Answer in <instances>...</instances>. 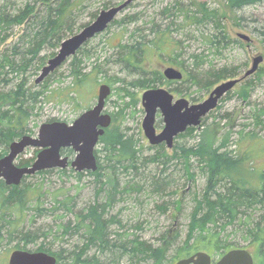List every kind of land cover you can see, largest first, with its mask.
<instances>
[{
    "label": "trees",
    "instance_id": "16d2710c",
    "mask_svg": "<svg viewBox=\"0 0 264 264\" xmlns=\"http://www.w3.org/2000/svg\"><path fill=\"white\" fill-rule=\"evenodd\" d=\"M24 1L14 0L10 5L7 1L0 5V158L9 152L10 144L14 140L30 132L33 134L28 124L37 112L40 97L48 98L47 90L51 91V97L56 96L55 98L61 101L69 100L74 102V105H79L80 97L87 92L86 88L94 85L92 78L96 80V77L91 75L92 71H86V65H82L84 59L90 57V49H88L91 44L90 40L71 58V83L55 89L47 87L49 77L38 85L32 83L34 76L39 75L45 64L47 55L42 54L52 51L50 55H56L63 40L73 35L82 25L84 27L89 24V22L81 24L80 18L91 8V0ZM184 1L173 0L165 8L164 14L169 16L173 14L174 18L176 16L182 18L186 24L201 25L203 23L202 26L206 28L202 31L203 37L210 48L220 51L225 50L231 44L245 46L248 43L241 38H232L229 35L226 26L222 24L224 17L221 16L218 8L211 7L206 1L190 0L187 4ZM262 1L264 0H224L233 12ZM111 5L113 6L111 0L103 3L105 8H110ZM178 10L182 12L176 14ZM96 17L97 12L91 13L92 19ZM235 18L242 20L243 17ZM123 21L125 18L121 21L115 20L110 26ZM23 24L21 34H16V28ZM170 24L175 25V20ZM209 24L211 26L208 29ZM167 29L171 30V27ZM256 31L264 37V29H255L254 32ZM165 32L162 30V36L152 37L154 39L148 36L152 39L148 41L147 36L143 35L131 36L129 40H126L127 42H124L125 39L122 38L117 45L116 59L110 64L117 67L120 65L126 78L128 76H135V78L133 81H127L116 77L107 82L112 88V93L116 90L122 104L115 103V110L110 112L113 122L99 140L95 151L98 168L96 171H76L70 168V171L76 174L78 181H82L85 176L94 177L96 197L86 202L85 207L78 212L75 208V221L70 220L61 225L56 235H61V237L80 235V244L69 251L67 249L55 251L46 244L36 249L29 248L42 236L47 237L50 234L40 229L31 231L21 227L27 216V209L33 206L36 198L38 200L41 198L42 193L33 197L30 188L26 186V178L33 175L25 176L19 185H7L5 180L0 178V219L13 228L12 230L6 228V231L10 241L14 239L18 241L14 249L46 251L58 258L57 264H104L103 260L109 261L110 264H120L124 258L131 261H153L154 264H163L170 243L166 246L154 247L149 242L140 239L137 234L114 230V227L124 228V224L119 214H112L111 210L134 191L164 197L166 193H169L170 188L177 189L175 187L179 185V179L169 171L172 163L177 160L182 166L179 172L183 174V179L195 180L197 173H194L192 169L197 164L198 176L206 181L205 186L201 187L202 189H199L197 194L195 192L186 240L168 264H175L179 259L197 251L214 249L215 253L212 255L221 256L232 248H248L250 245L257 246L255 264H264V169L254 168L250 157L252 149L246 151L244 155L234 153L229 149L228 134L220 142H218L219 137L211 142L206 140L204 129L200 133L202 134L200 141L195 145L186 147L176 140L174 149L172 148L173 154L169 153L165 144L153 145L157 153L150 157H143L136 137L129 135L117 124L119 119L126 114L127 109L134 108L136 111L138 105L141 104L136 88L148 89L164 84L171 87L176 84L170 89L180 95L184 93L185 86L191 88L192 85H197L202 91L208 93L223 80L242 77L247 70L240 66L205 67V61L198 55L195 56L198 62L191 70L184 67L183 62L171 58L174 61L172 63L180 67L183 78L168 80L163 71L155 68L148 70L144 64L164 54L163 44L171 38L164 36ZM13 36H16L12 39L13 41L8 42ZM262 41L264 42V39ZM176 45L174 52L178 50L179 42H176ZM96 71L101 73V67ZM262 78H264V66L260 65L254 74L242 78L241 91L237 94L241 98H249L251 90L256 86L251 79L262 80ZM117 82H122L125 86L115 87ZM93 93L94 89L90 88L87 93L90 99L93 98ZM229 96L231 92H228L223 99ZM127 98L129 102L126 101ZM193 100L196 101L197 97H193ZM256 114V116L252 115L255 124L264 126V107L257 110ZM207 116L202 120V125H206ZM199 128L190 127L178 138L194 137ZM227 132L231 136V130ZM63 153L73 155L74 151L72 148H67L63 150ZM192 158H195V161L192 162ZM32 160L33 158L21 161L19 165H29ZM247 161L250 166L244 167ZM150 166L153 168L150 169ZM66 169H60L59 172L64 174ZM44 171L38 174H43ZM120 173L128 177H122L121 180ZM251 176L255 178L250 179ZM163 204L157 206L166 211L167 204ZM54 205L56 207L51 210L53 213L63 209L73 212L75 207L73 198L67 201L56 200ZM36 211L37 216H44L49 210L39 205ZM258 213L261 214L258 215ZM230 227L239 229L245 240L234 242L229 240V234L223 235L222 233ZM231 232L235 234V231ZM2 236L0 232V238ZM244 243L247 245L242 246ZM89 250H95L93 257L83 258Z\"/></svg>",
    "mask_w": 264,
    "mask_h": 264
},
{
    "label": "rangeland",
    "instance_id": "374dc122",
    "mask_svg": "<svg viewBox=\"0 0 264 264\" xmlns=\"http://www.w3.org/2000/svg\"><path fill=\"white\" fill-rule=\"evenodd\" d=\"M11 4L14 0H0V5L5 2ZM20 1V0H16ZM25 2L24 0H22ZM109 0H91V8L87 10L80 18L81 24H87L93 22L96 18H91V13L97 12V16L103 9V3ZM114 5H118L125 0H111ZM206 1L211 7L219 9V12L224 19L222 24L226 26V30L232 38H238V33H246L253 38V41L241 46L239 44H231L225 50L216 51L214 48H210L209 44L205 42L203 37V30H206L205 26L192 25L191 23H184L182 18L177 16L174 18L173 14L170 16L164 14L165 8L173 2V0H133V2L122 11L116 20L121 21L125 18V21L116 23L110 26L106 31L97 35L91 40L90 57L84 59L82 65H86V71L91 72L93 86L86 88V93L83 97H80V104H73L72 101H61L59 98L51 97V91L47 90L46 95L40 97V102L37 105L36 114L29 121L28 126L33 130V134L37 135L41 124L45 122L54 121H66L68 123L73 122L82 112L91 108L96 104L99 86L102 83H107L109 79H115L116 77L126 79L127 81H133L135 76H128L126 78L125 72L120 68V65L112 66L113 60L116 59V53L118 51L117 45L122 38L129 40L131 36H147V41L152 40V37L162 36V30H165L164 36H168L169 40H166L163 44L165 49L164 54L159 58H153V60L144 63L148 70L160 69L164 70L166 66L178 65L173 64L171 58H176L177 61L183 62L184 67L192 70L198 59L195 56H200V59L205 61V67H216L221 68L223 66H240L244 67V70L251 67L253 58L259 54L264 56V39L263 35H260L258 31L254 32L255 29H264V1L255 3L253 5L245 6L239 10L231 11L224 0H197ZM190 0H185L184 3H189ZM112 6V5H111ZM193 9V8H191ZM194 10V9H193ZM182 11L175 12L176 14ZM235 17L242 18L237 20ZM175 20L176 24L172 25V21ZM239 21V22H238ZM80 22V21H79ZM88 25V24H87ZM86 26V25H85ZM84 26V27H85ZM171 30H168V27ZM207 26V25H206ZM211 24L208 25V29ZM83 25L75 33L79 32L84 28ZM23 26L16 28V34H21ZM152 28V29H151ZM151 29V31H150ZM158 31V32H157ZM149 32L151 34H149ZM74 33V34H75ZM148 36H150V39ZM13 36L8 42L13 41ZM15 40V39H14ZM176 42H179L178 50L174 52L177 47ZM5 46V44L3 45ZM166 46V47H165ZM52 51H46L42 55H47L45 64L48 60L53 57L50 55ZM58 52V50H57ZM71 61L69 59L61 67L57 69L53 74L49 76L48 85L49 89H55L57 87H63L71 83L72 77H70ZM44 64V65H45ZM43 65V66H44ZM264 66V60L261 63ZM42 66V67H43ZM101 67L102 72L98 73L96 70ZM42 69V68H41ZM41 72V70H40ZM98 73V74H97ZM40 74V73H39ZM239 77V76H238ZM36 76L32 81L35 83ZM252 83L256 86L251 91L249 98H241L237 92L241 91L242 83H238L230 92L231 96L221 99L217 108L207 116L206 125L200 126L199 130L196 131V136H186L183 138H177L176 140L186 147L195 145L200 141L201 135L205 131V138L207 141H214L215 138L219 137L220 142L222 138L229 135V149L233 150L234 153L244 155L246 151L252 149L250 157L252 158V164L256 170L264 169V126H258L254 122L253 114L256 111L264 107V78L262 80L251 79ZM225 81V80H223ZM222 81V82H223ZM257 82V83H256ZM221 83V82H220ZM218 83V84H220ZM217 84V85H218ZM125 86L122 82H117L115 87ZM165 88H174L176 84L169 87L168 84L159 85ZM158 86V87H159ZM216 85L213 87L215 88ZM41 89V87H38ZM90 88L94 89L90 99V95H87ZM9 89V88H8ZM38 89V90H39ZM60 89V88H58ZM134 89V88H133ZM145 88L138 89L136 91L141 101L142 95L145 92ZM184 93L176 94L172 91L176 97H186L192 103H199L207 99L211 93L202 91L199 86L192 85L191 88L184 87ZM84 92V91H83ZM189 94H192L191 96ZM89 97V98H88ZM193 97H197L194 101ZM84 100V101H83ZM127 102L130 100L127 98ZM115 103H121L116 90L111 94L110 99L106 103V112L110 113L115 110ZM84 104V105H82ZM83 106V107H82ZM145 117V110L142 103L138 105L136 111L134 108L127 109L126 114L119 119L117 124L121 126L129 135H134L139 141V147L142 149L143 157H150L157 153L155 146L151 145L148 138L142 128V122ZM164 123L158 115L156 128L158 132L162 130ZM246 128V129H245ZM231 130V136L227 130ZM242 130V133H241ZM254 133V134H253ZM175 140V143H176ZM170 154L174 153V148H168ZM36 148H28L22 155L17 159V163L21 161H27L31 158L33 160L29 162V165L34 162L37 157ZM69 156V155H68ZM73 156V155H72ZM74 157V156H73ZM192 162L195 158H192ZM154 166V164H152ZM150 166V169L153 168ZM250 166L248 161L244 164V167ZM181 163L174 161L170 167V172H173V176H176L179 182L177 189L170 188L169 193H166L164 197H158L153 194L145 192H133L129 194L124 201L119 202L114 208H112V214H119L123 221L124 228L114 227L116 231L127 232L130 234L139 235L140 239L149 242L154 247L168 245L170 248L166 254V260L163 264H168L170 259L177 255V251L180 246H183L187 233L188 224L190 222V214L193 209L194 195L197 194L201 187L205 186V179L201 178L198 171V165L195 164V168L192 169L195 174V180L183 179L181 171ZM45 170L43 174L36 173L33 176L26 178V186L30 188L33 197L41 194V198L33 202V206L27 209V216L23 224H21L24 230H41L50 234L47 237L42 236L36 243L31 244L29 248L36 249L42 244H46L52 250L60 251L61 249L73 250L79 242L80 235H61L56 236L57 230L60 226L68 221H75V208L78 212L81 208L85 207V203L93 200L96 196L95 193V181L93 176H85L82 181H78L75 173L70 171V168L66 169V173L62 174L59 172L60 169ZM179 172V173H178ZM122 173V172H121ZM120 173V178L128 177L125 174ZM175 174V175H174ZM249 176V175H248ZM250 178V177H249ZM255 177L250 179H254ZM253 182V181H252ZM257 185L256 183H254ZM174 194V195H173ZM74 199L75 207L73 212L66 210H59L53 213L51 210L56 207L54 202L56 200ZM172 200V201H171ZM171 201V202H170ZM167 204L166 211L158 208L157 205L163 203ZM177 202L179 203L177 205ZM164 203V204H165ZM163 204V205H164ZM41 205L42 208L49 210L44 216H37V206ZM261 213H258L260 215ZM8 223L0 219V232L2 237L0 238V264H9V258L17 244V239L10 241L8 238L7 229L11 228ZM7 228V229H6ZM62 229V227H61ZM231 231H235V234ZM223 235H230L229 240L234 242H243L245 239L241 236V231L234 227H230L228 230L222 233ZM233 234V235H232ZM177 235V236H176ZM179 235V236H178ZM232 235V236H231ZM166 236V237H165ZM168 243V244H167ZM247 245L244 243L242 246ZM256 245L248 246V249L255 255ZM181 248V247H180ZM213 250V251H212ZM207 251L209 253H215L214 249ZM95 250H89L83 258L90 259L93 257ZM219 255H215L218 258ZM256 260V259H255ZM104 264H110L109 261L103 260ZM257 262V261H256ZM91 264V263H90ZM120 264H154L153 261H131L124 258L120 261Z\"/></svg>",
    "mask_w": 264,
    "mask_h": 264
},
{
    "label": "water",
    "instance_id": "95a60500",
    "mask_svg": "<svg viewBox=\"0 0 264 264\" xmlns=\"http://www.w3.org/2000/svg\"><path fill=\"white\" fill-rule=\"evenodd\" d=\"M131 2L132 0H126L103 9L93 22L63 40L57 54L42 67L35 83H42L76 55L86 43L106 31ZM238 37L248 43L253 41L246 33H238ZM263 60V55L255 56L251 67L242 77L221 82L207 99L199 103H192L186 97H176L168 88L162 86L145 90L141 98L145 110L142 128L150 144H165L172 148L180 134L190 127L200 126L203 118L217 108L220 100L240 83L243 77L254 74ZM163 73L168 80L183 78V72L174 66H166ZM111 93V86L102 83L99 86L96 104L82 112L73 122H45L41 124L37 135L25 134L14 140L10 144L9 152L0 158V178L4 179L7 185H19L25 176L48 169H65L71 166L76 171H96L98 160L95 151L101 136L111 126L113 120L112 115L106 112L107 99ZM158 114L164 123L160 132L156 128ZM28 148L39 149L36 159L30 165H18L17 159ZM64 148H72L75 151L76 155L72 160L62 154ZM57 262L58 258L55 255L42 250L15 249L9 258V264H57ZM175 264H255V258L250 250L240 247L227 251L217 261L213 260L209 252L197 251L179 259Z\"/></svg>",
    "mask_w": 264,
    "mask_h": 264
},
{
    "label": "flooded vegetation",
    "instance_id": "af4514ba",
    "mask_svg": "<svg viewBox=\"0 0 264 264\" xmlns=\"http://www.w3.org/2000/svg\"><path fill=\"white\" fill-rule=\"evenodd\" d=\"M75 154L73 153V156H74ZM70 156V159L72 160L73 159V156L70 154L69 155ZM214 258V261L216 260V258L215 257H213Z\"/></svg>",
    "mask_w": 264,
    "mask_h": 264
}]
</instances>
